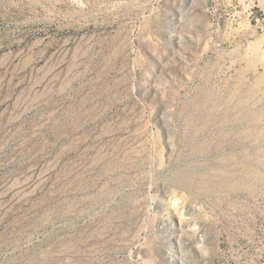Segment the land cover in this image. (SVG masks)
I'll list each match as a JSON object with an SVG mask.
<instances>
[{
    "label": "rangeland",
    "instance_id": "374dc122",
    "mask_svg": "<svg viewBox=\"0 0 264 264\" xmlns=\"http://www.w3.org/2000/svg\"><path fill=\"white\" fill-rule=\"evenodd\" d=\"M0 264H264V0H0Z\"/></svg>",
    "mask_w": 264,
    "mask_h": 264
}]
</instances>
